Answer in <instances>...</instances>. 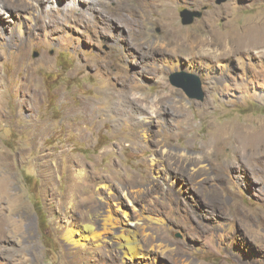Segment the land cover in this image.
I'll list each match as a JSON object with an SVG mask.
<instances>
[{
  "label": "rangeland",
  "instance_id": "rangeland-1",
  "mask_svg": "<svg viewBox=\"0 0 264 264\" xmlns=\"http://www.w3.org/2000/svg\"><path fill=\"white\" fill-rule=\"evenodd\" d=\"M86 1L0 0V264H264V156L234 158L229 143L264 131V46L209 38L263 24L264 0ZM184 8L202 15L182 24ZM169 25L212 41L191 58L162 43ZM179 71L203 100L171 84ZM107 212L139 219L142 254L122 253L116 226L84 237Z\"/></svg>",
  "mask_w": 264,
  "mask_h": 264
},
{
  "label": "bare ground",
  "instance_id": "bare-ground-1",
  "mask_svg": "<svg viewBox=\"0 0 264 264\" xmlns=\"http://www.w3.org/2000/svg\"><path fill=\"white\" fill-rule=\"evenodd\" d=\"M151 1H153V4H156V3H158L159 0H151ZM64 2L66 3V0H64ZM86 3L95 7V0H88V1H86ZM60 6L61 5L57 6L56 12L60 13V14L62 13L64 16L69 14V13L73 14L77 10L75 5H71V6L67 7V12H64L60 8ZM123 9H125L128 12V14H131L132 16H134V7L133 6L124 5ZM120 13H122V12H120ZM83 16H86V15L82 14V17ZM62 18H64V17H62ZM162 22H164V20H162ZM228 22H230V21H228ZM124 26H125V24H124ZM164 27H165V25H164ZM166 32H167L166 37L162 41L163 44H166L167 42H169V39H170L169 43H172L174 48H176L178 46H188L190 49L189 53H188L190 55L189 57H191V58L196 57V59L198 56L199 57L201 56V53L195 52L198 49V45L201 46V45H204L205 42L212 41V40L207 41L206 37H204L202 39L201 38H194L192 33L182 32V31L178 30V28L174 25L173 26L169 25ZM216 32H217V30H216ZM233 34L234 35H232L230 32H226L225 34H222L221 36H220V34H216V35L213 34L209 38L212 39L215 37L214 39H216L217 43L229 45V47H230L229 52H231V50H233V49L239 50L242 48V46H248V45L252 46L254 49H256V52H259V51H261V48H263V46H264V23L248 26L247 29L245 30V32L240 34V35L238 33H233ZM140 35L142 36L141 39H143L144 38L143 34L141 33ZM198 43H200V44H198ZM194 44H197V45H194ZM248 50H250V49H248ZM115 80H118L120 85H123V86H125L127 83H131V86L134 88V77L128 71H121L120 75H116ZM109 88H111L110 93L120 97V99L123 100V102L126 104V110H127V105L132 103V102H130L131 98L127 97L126 94L121 92L119 86L115 85V87L110 86ZM112 105H114V103ZM233 135L234 136L229 143H230V147H231L234 158H235V156L239 157V155L241 153L244 154V157L246 159H247V157L252 158V159H256V158L260 157V155L264 156V131L259 132L257 130L256 132H250L247 129H235ZM221 142H222V140H220L219 138H214V139L212 138L211 140H209L205 144L207 147V153H210V154L215 153L216 155H218L221 151ZM247 152H248V154L250 152V156H248ZM234 165H235V161L233 163L228 164L227 168L232 169V168H234ZM83 166H84V164L82 163V164H80V167L78 168V173H79V175H81V181H82L80 187L82 188V191H89V189L91 187V183H90V185L87 186V188L85 187L84 180L86 178H88L89 175L87 174V172H85L83 170ZM0 172H4L6 174L8 172V165H7V161H6L5 157H0ZM182 174L185 175L186 173L182 172ZM196 179H197L196 181H199L200 183L203 182V180L200 176H197ZM196 181H195V183H197ZM1 185L2 184H0V186ZM5 185L8 186V184H5ZM173 195H174V193H173ZM123 214H124L125 220L118 222L111 215V213H109V212L105 213L102 220H101V226L99 228L98 227L95 228L92 224L86 225L88 233L84 234L85 235L84 237H86V239L88 238V239H95L96 241H101L100 239L102 238V236H101V233L99 232V229L106 230V229H109V226H116L117 230H115L113 232L117 233L116 237L119 240L118 244L123 248L122 253L126 254L130 257L134 256L137 253L142 254L141 244H140L141 238H140V234H139L140 230H139L138 226H136V224H138L139 219H136L134 221V219L132 220V215L127 214L126 212H124ZM9 221L5 223L9 227V229L10 228H13V229L18 228L19 229L21 227L16 221H10V222ZM133 224H134V228H132ZM0 225L2 226L3 224L0 223ZM18 226H20V227H18ZM2 229H3V227L1 228V230ZM15 234H16V232H14V235ZM6 236H8V235H5V237ZM233 247H237V246H233ZM144 255H142V256H144Z\"/></svg>",
  "mask_w": 264,
  "mask_h": 264
},
{
  "label": "water",
  "instance_id": "water-1",
  "mask_svg": "<svg viewBox=\"0 0 264 264\" xmlns=\"http://www.w3.org/2000/svg\"><path fill=\"white\" fill-rule=\"evenodd\" d=\"M223 1L225 0H216V3ZM179 15L181 16L182 24H190L195 18H199L202 12L184 8L180 10ZM169 80L172 85L181 88L189 98L203 100L204 91L201 87V81L196 74L185 71L173 72L169 75Z\"/></svg>",
  "mask_w": 264,
  "mask_h": 264
}]
</instances>
